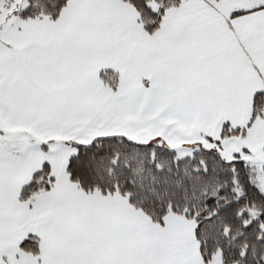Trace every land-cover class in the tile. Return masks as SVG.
Instances as JSON below:
<instances>
[{
	"label": "snow or ice",
	"instance_id": "1",
	"mask_svg": "<svg viewBox=\"0 0 264 264\" xmlns=\"http://www.w3.org/2000/svg\"><path fill=\"white\" fill-rule=\"evenodd\" d=\"M0 264H264V0H0Z\"/></svg>",
	"mask_w": 264,
	"mask_h": 264
}]
</instances>
